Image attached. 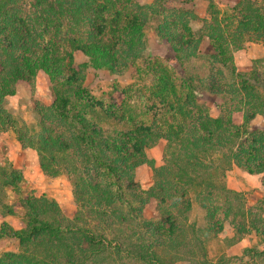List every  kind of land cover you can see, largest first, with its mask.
Listing matches in <instances>:
<instances>
[{"label": "trees", "instance_id": "trees-1", "mask_svg": "<svg viewBox=\"0 0 264 264\" xmlns=\"http://www.w3.org/2000/svg\"><path fill=\"white\" fill-rule=\"evenodd\" d=\"M196 1L0 0V134L11 131L22 150H34L44 176L66 177L75 204L67 218L55 200L23 189L20 170L0 164V218H21L19 230L0 228V240L18 245L0 264H264L263 210L235 206L243 199L225 182L236 167L260 175L264 187V130L248 129L256 117L264 121V63L239 72L233 62L247 44L264 47V0H235L224 13L204 0L209 19L194 13ZM148 29L176 69L155 63L150 91L160 108L150 125L84 89L89 69L121 76L140 60ZM196 59L200 70L186 67ZM38 74L49 80L50 104L35 108V129L22 128L5 104ZM206 96L227 102L215 103L217 117L201 102ZM160 141L155 166L147 152ZM142 165L152 172L147 190L136 181ZM193 202L205 212L203 230L187 224ZM224 222L234 233L228 247L245 236L258 242L212 260L197 234L216 239Z\"/></svg>", "mask_w": 264, "mask_h": 264}, {"label": "rangeland", "instance_id": "rangeland-1", "mask_svg": "<svg viewBox=\"0 0 264 264\" xmlns=\"http://www.w3.org/2000/svg\"><path fill=\"white\" fill-rule=\"evenodd\" d=\"M253 1L260 2L261 0ZM135 2L140 5H150L153 0H135ZM234 4L235 0H212V6L221 13L228 12ZM168 6L171 7L172 5ZM208 7L209 3L207 1L197 0L193 4L192 9L200 19H209ZM200 27V22L191 25L193 31H197ZM145 41L146 46L143 57L140 60L132 62L121 76L89 69L84 89L90 96L101 101L105 107H109L114 102L117 104L116 107L124 104L126 110H128L126 113L133 116L135 121L150 125V121L154 119L153 117L158 113V109L160 108L159 106L155 109L153 108L157 106L158 100L152 97L153 95L150 91L155 75V63H162L172 71H176V69L174 59L158 41L152 29L147 30ZM203 53L205 52L203 51ZM81 62H84V59L81 56H77L76 63ZM233 62L239 72H250L253 67L260 68V65L264 63V47L247 44L242 50L233 53ZM202 64L201 59H196L191 64H186V67L190 66L191 69L198 71ZM50 100L49 80L44 75L38 74L32 87L19 85L16 88L15 96L7 98L5 109L16 119L19 127L35 129L38 121L34 112L35 108L38 106L48 107ZM201 102L209 109L211 117H217L219 114L215 103H219L220 105L227 103L222 101L220 97L212 98L209 96H206L205 100H201ZM236 123H240V121ZM248 129L249 131L264 130V121L261 117H256L248 126ZM164 147L165 142L160 141L153 149L147 152L149 158L155 161V166L162 165ZM6 161L10 162L15 169L21 171L24 181L23 189L33 191L37 196L43 195L55 200L62 213L67 218H72L75 212V204L70 181L64 176L57 178L44 176L39 170L37 153L31 149L22 150L11 131L0 134V164ZM136 181L145 190L152 185V172L147 165H142L137 169ZM261 181L262 177L260 175H248L236 167H233L226 174L225 178L226 187L240 194L243 199H239V201L235 200L234 205H240L244 208L253 206L256 208L258 215H260V210H263L261 215L264 218V187ZM11 200L12 196L8 194L6 202L11 203ZM216 218L218 221H221L220 218L222 217L217 214ZM187 224L197 230H203L208 226L205 212L196 202H193ZM3 225L17 230L21 226V218L19 215L0 218V228ZM188 235L191 238V233ZM233 236V229L226 222H224L223 232L216 239H212L211 237L204 238L202 234H197V237L204 242L207 253L212 260L218 259L221 255L231 258L239 257L227 256L226 254V250L229 248L226 239ZM243 238L249 237L245 236ZM249 239L251 240V247L255 246L258 242V239L254 235ZM192 249L195 251L197 259H199L195 243ZM17 251L18 245L16 240H0V255L6 252ZM180 255L185 259L188 257L184 252H181ZM247 261V258L243 259L242 264H246ZM232 262L233 264H241L239 260ZM175 264L189 263L178 261Z\"/></svg>", "mask_w": 264, "mask_h": 264}, {"label": "crops", "instance_id": "crops-1", "mask_svg": "<svg viewBox=\"0 0 264 264\" xmlns=\"http://www.w3.org/2000/svg\"><path fill=\"white\" fill-rule=\"evenodd\" d=\"M20 228H21V226H20ZM19 229H17V230H19ZM247 237L252 238V235L247 236ZM249 238H242L239 242H237L233 246H230L226 250L227 256H230V255L231 256H240L242 254L243 249L251 247V244H250L251 240ZM260 249H262V247H260Z\"/></svg>", "mask_w": 264, "mask_h": 264}]
</instances>
